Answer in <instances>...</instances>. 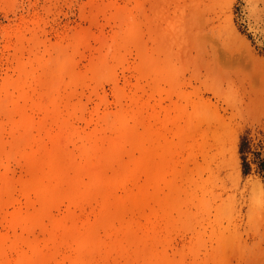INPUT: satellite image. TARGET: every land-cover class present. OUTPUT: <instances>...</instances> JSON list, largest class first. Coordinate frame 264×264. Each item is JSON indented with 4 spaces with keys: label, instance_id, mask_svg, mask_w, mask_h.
<instances>
[{
    "label": "rangeland",
    "instance_id": "1",
    "mask_svg": "<svg viewBox=\"0 0 264 264\" xmlns=\"http://www.w3.org/2000/svg\"><path fill=\"white\" fill-rule=\"evenodd\" d=\"M243 137L264 0H0V264H264Z\"/></svg>",
    "mask_w": 264,
    "mask_h": 264
},
{
    "label": "trees",
    "instance_id": "2",
    "mask_svg": "<svg viewBox=\"0 0 264 264\" xmlns=\"http://www.w3.org/2000/svg\"><path fill=\"white\" fill-rule=\"evenodd\" d=\"M240 154L242 160V170L243 174L247 175L250 174L252 171V162L256 163L257 170L264 175V158L259 159L260 153L252 151V144L251 141L247 137H243L241 144H240ZM254 155V159L252 161L249 160V155Z\"/></svg>",
    "mask_w": 264,
    "mask_h": 264
}]
</instances>
